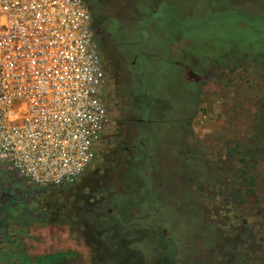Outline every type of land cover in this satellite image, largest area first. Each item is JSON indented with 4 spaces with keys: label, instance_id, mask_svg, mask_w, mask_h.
Listing matches in <instances>:
<instances>
[{
    "label": "rangeland",
    "instance_id": "rangeland-1",
    "mask_svg": "<svg viewBox=\"0 0 264 264\" xmlns=\"http://www.w3.org/2000/svg\"><path fill=\"white\" fill-rule=\"evenodd\" d=\"M91 7L95 27L157 9L151 18L159 30L148 24L134 47L145 53L138 57L144 73L162 64L155 86L173 103L185 81L182 68L166 60L179 47L200 65L217 61L190 137L202 160L179 167L184 157L170 150V125L155 136V156L129 159L127 147L138 137L124 121L120 105L128 98L118 79L122 100L112 96L95 158L73 185L37 187L0 165V225L36 243L32 262L21 255L19 264H264V155L246 170L253 194L241 176L252 163L241 160L245 147H262L264 139V0H91ZM109 56L102 61L112 92Z\"/></svg>",
    "mask_w": 264,
    "mask_h": 264
},
{
    "label": "built area",
    "instance_id": "built-area-1",
    "mask_svg": "<svg viewBox=\"0 0 264 264\" xmlns=\"http://www.w3.org/2000/svg\"><path fill=\"white\" fill-rule=\"evenodd\" d=\"M109 88L85 0H0V165L73 185L109 124Z\"/></svg>",
    "mask_w": 264,
    "mask_h": 264
},
{
    "label": "flooded vegetation",
    "instance_id": "flooded-vegetation-1",
    "mask_svg": "<svg viewBox=\"0 0 264 264\" xmlns=\"http://www.w3.org/2000/svg\"><path fill=\"white\" fill-rule=\"evenodd\" d=\"M85 2L91 11L94 25L96 18L91 10V0H85ZM156 10L148 11L147 17H139L132 12L129 19L111 17L104 22H97V27L94 26V32L101 58H103L104 53H107L108 56L111 54L109 62L114 67L116 77L110 98L112 100L113 96V100L116 99L118 103L120 96H122L119 95L118 79L121 83L124 78L122 86L128 99L127 104L125 101L121 103L120 109L125 110L124 121L131 126L134 135L138 137L135 144L127 147L129 159L133 161L140 158L146 159L148 153L153 155L154 152L161 149V142L155 136L162 129V126L170 125L175 130L173 137L175 143H173L174 145L170 150L183 154L184 158L179 167L186 169L200 162L199 159L202 160L199 150L192 151V146L196 145L190 137L193 136V124L199 112V102L208 90L209 80L213 77V68L219 66L213 58L200 65L190 53L186 52L185 46L179 47L176 50L174 59L170 58L166 61L171 62L173 66L182 68L185 88H183V95L178 102L173 103L169 98H166L161 93V88L155 86L157 81L159 83L163 79L162 64H158L160 68L157 69L158 71L151 70L149 73H144L138 67V57L144 56L145 53L140 50L141 48L134 47V45L137 46V44L145 41L148 24L155 25V28L159 30L160 22L158 18L156 16L153 19L151 18L152 13ZM180 45H183L181 41ZM130 57H132V60H130ZM158 57L156 58L161 60ZM221 68L223 70V67ZM108 79L109 84H111V78Z\"/></svg>",
    "mask_w": 264,
    "mask_h": 264
},
{
    "label": "crops",
    "instance_id": "crops-1",
    "mask_svg": "<svg viewBox=\"0 0 264 264\" xmlns=\"http://www.w3.org/2000/svg\"><path fill=\"white\" fill-rule=\"evenodd\" d=\"M0 227V264H19L22 260L21 255L25 256L27 263H31L32 258L37 255V252L32 254L33 248L34 251L37 250L36 246H33L36 243L32 239L25 237V235L18 234V232L14 233L10 231L6 234L2 229V225ZM2 254H7L9 257L3 258ZM62 255L64 257L63 253Z\"/></svg>",
    "mask_w": 264,
    "mask_h": 264
},
{
    "label": "trees",
    "instance_id": "trees-1",
    "mask_svg": "<svg viewBox=\"0 0 264 264\" xmlns=\"http://www.w3.org/2000/svg\"><path fill=\"white\" fill-rule=\"evenodd\" d=\"M91 10L93 11L92 7H91ZM248 54V53H247ZM236 65V64H235ZM264 133V130H262V132H260V134H263ZM258 143V142H257ZM263 147H264V139L262 141V147H258L256 145H251L250 147L249 146H246L245 147V155L241 158V160L243 162H252L251 164H248V165H245V168L244 170L242 169V177L244 179V181L246 182V185H247V193L248 194H253L254 193V189L252 188V185H253V182H254V176L252 174H247V169L248 168H253V166L258 162V158H259V155H264V150H263ZM235 193L233 190H230L229 191V196H228V199H232V194ZM242 235L241 237L242 238H245L246 234H247V231H242ZM60 255H62L60 252H59ZM63 259V256L61 258L58 259V262H61ZM245 259L242 260V262H244ZM244 264H247L244 263ZM250 264V263H249Z\"/></svg>",
    "mask_w": 264,
    "mask_h": 264
}]
</instances>
